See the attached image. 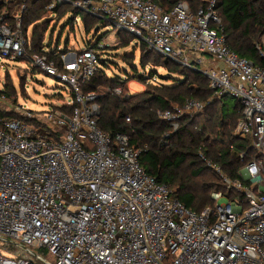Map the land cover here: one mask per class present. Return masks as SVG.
<instances>
[{"label":"built area","instance_id":"obj_1","mask_svg":"<svg viewBox=\"0 0 264 264\" xmlns=\"http://www.w3.org/2000/svg\"><path fill=\"white\" fill-rule=\"evenodd\" d=\"M29 1L0 0L15 10L0 15V64L27 59L66 84L72 100L41 115L5 107L9 98L0 93V108L19 114L0 115V264H264V67L229 48L217 0L197 11L180 1L169 12L152 0H46L50 12L69 6L110 22L116 33L205 75L214 97L240 100L233 135L253 155L239 180L215 169L243 199L214 192L215 206L199 214L145 171L127 135L100 129L99 97L82 85L98 70L102 40L62 52L45 38L40 54H28L32 33L22 22ZM256 48L264 59V42ZM206 105L187 100L159 116L176 131Z\"/></svg>","mask_w":264,"mask_h":264},{"label":"trees","instance_id":"obj_2","mask_svg":"<svg viewBox=\"0 0 264 264\" xmlns=\"http://www.w3.org/2000/svg\"><path fill=\"white\" fill-rule=\"evenodd\" d=\"M152 1L166 12L171 11L180 1L188 2L193 11L205 5L204 0ZM46 6V0H31L23 13L24 33L27 34V30L34 26L29 55L40 54L49 29L44 21L54 12L59 14L65 9L72 10L73 16L67 24L81 16L86 33L96 29L102 22L69 6L59 7L53 12L48 11ZM6 10L15 11L14 6L8 9L0 6V15ZM215 10L222 19L229 48L240 57L264 67V59L256 48L264 36V0H217ZM134 40L125 39L123 44L128 47ZM92 45L97 47L94 42L88 43L87 47ZM140 46L146 47L143 43ZM140 50V65L143 68L152 64L155 68H163L168 76L158 75L156 69H151L149 77H159L163 81L131 95L126 90V80L107 75L106 63L98 55V70L89 82L82 85V91L95 92L99 97L100 129L111 137L127 135L131 147L140 151V163L145 171L159 183L167 185L187 208L198 214L215 206L212 199L214 192H224L231 199L238 196L243 199L239 194L225 189L224 181L215 169L219 168L233 181L239 180L241 168L253 155L248 150L249 142L233 135L242 116L240 100L228 95L216 98L205 75L186 69L156 51H147L143 55L144 49ZM53 58L59 62V57ZM132 68L137 70L134 64ZM135 75L140 81L144 78L140 74ZM116 88H121L120 95L114 92ZM0 93L10 99L15 89L12 84L6 83ZM187 100H197L207 105L193 118H183L179 129L174 131L169 123L160 118L159 112L175 105L182 106ZM63 109L70 113L72 106ZM13 114L19 115L14 111L6 113L0 108V115ZM243 153H246L244 158L241 157Z\"/></svg>","mask_w":264,"mask_h":264},{"label":"rangeland","instance_id":"obj_3","mask_svg":"<svg viewBox=\"0 0 264 264\" xmlns=\"http://www.w3.org/2000/svg\"><path fill=\"white\" fill-rule=\"evenodd\" d=\"M72 14V10L65 9L59 14L57 12L52 13L51 17L44 21V24L49 27L45 38L46 41L52 42L53 48H58L62 52H79L88 43L101 39L104 45L97 51V54L106 63L107 75L126 80L125 87L131 95L141 93L146 88L158 85L163 81L159 77L151 79L149 77L151 69H156L158 75L168 76L161 67L155 68L149 64L143 68L140 65V49H144L143 55L147 51L153 50L147 46H140L134 41L130 46L125 47L124 40L134 39L133 35L132 37L128 36L124 31L116 33L114 25L105 21L99 24L98 32H95L94 28L90 33H86L81 16H78L76 23L71 21L70 24H67L69 18H72ZM33 28L34 26L29 28L30 33H32ZM262 42H264V36L261 37L259 43ZM133 64L137 68L136 71L132 68ZM135 74H140L144 78L140 81ZM6 83L12 84L15 89L12 98L8 99L4 105L5 107L14 106L13 109L11 108L12 110L20 105L26 110L44 115L50 112L52 108L60 106L65 100L68 102L72 100L69 87L66 84L31 67L25 61L4 60L0 64V90ZM35 252L52 261L51 257L43 251L35 250Z\"/></svg>","mask_w":264,"mask_h":264},{"label":"water","instance_id":"obj_4","mask_svg":"<svg viewBox=\"0 0 264 264\" xmlns=\"http://www.w3.org/2000/svg\"><path fill=\"white\" fill-rule=\"evenodd\" d=\"M98 30H99V27H97V28L95 29V32H98ZM47 264H49V263H47Z\"/></svg>","mask_w":264,"mask_h":264}]
</instances>
